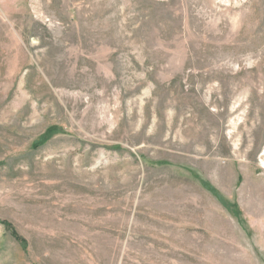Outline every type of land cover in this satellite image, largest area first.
<instances>
[{
	"label": "rangeland",
	"instance_id": "374dc122",
	"mask_svg": "<svg viewBox=\"0 0 264 264\" xmlns=\"http://www.w3.org/2000/svg\"><path fill=\"white\" fill-rule=\"evenodd\" d=\"M0 264H264V0H0Z\"/></svg>",
	"mask_w": 264,
	"mask_h": 264
}]
</instances>
